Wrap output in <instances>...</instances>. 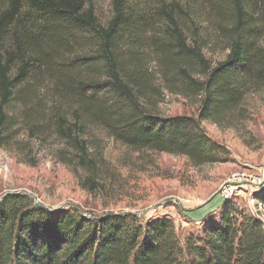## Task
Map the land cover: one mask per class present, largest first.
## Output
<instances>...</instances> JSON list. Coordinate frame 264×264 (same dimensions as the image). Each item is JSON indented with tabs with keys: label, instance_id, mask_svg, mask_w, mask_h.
Returning <instances> with one entry per match:
<instances>
[{
	"label": "trees",
	"instance_id": "obj_1",
	"mask_svg": "<svg viewBox=\"0 0 264 264\" xmlns=\"http://www.w3.org/2000/svg\"><path fill=\"white\" fill-rule=\"evenodd\" d=\"M108 1L111 17L101 24L92 0H0V148L22 131L28 141L53 137L59 162L93 174L95 126L133 150L184 155L195 166L223 161L222 145L202 123L243 122L246 96L263 89L264 0L170 1L156 9ZM199 9L208 36L194 23ZM214 40L226 55L212 66L204 56ZM80 48L90 51L75 53ZM146 49L160 79L194 98L196 115L165 116L142 102L151 76ZM257 200L264 203V192ZM92 216L5 194L0 264H264V223L227 205L182 243L166 217Z\"/></svg>",
	"mask_w": 264,
	"mask_h": 264
},
{
	"label": "rangeland",
	"instance_id": "obj_2",
	"mask_svg": "<svg viewBox=\"0 0 264 264\" xmlns=\"http://www.w3.org/2000/svg\"><path fill=\"white\" fill-rule=\"evenodd\" d=\"M137 1L147 8L168 5L170 1H177L181 7L188 3V0ZM92 4L98 21L105 24L111 17L109 1L92 0ZM194 6L198 7L196 3ZM200 11L197 10L194 23L202 27L199 34L208 36L210 21L201 18ZM159 36L162 37L154 34ZM214 42L204 56L212 66L226 55L222 43ZM89 51L80 48L75 53ZM143 53L144 69L151 75L142 95L147 108L165 116L196 115L194 98L181 95L178 84L170 86L163 82L159 63L149 49ZM185 68L194 71L190 66ZM244 106L247 118L243 122L229 127L210 121L202 123L207 135L222 145L224 152L223 161L198 166L184 155L130 149L93 126L92 137H97V141L90 143L89 148L90 158L95 160L92 174L59 162L52 154L60 147L55 138L46 142L28 141L22 131L8 147L0 148V199L8 193H24L48 210H73L90 218L124 212H132L143 221L166 217L173 223L181 243L185 236H198L202 222L218 218L226 205L264 223V203L257 200L264 185L250 183L264 169V87L260 92L248 94ZM24 141L28 145L23 149ZM252 199L261 205L254 204Z\"/></svg>",
	"mask_w": 264,
	"mask_h": 264
},
{
	"label": "built area",
	"instance_id": "obj_3",
	"mask_svg": "<svg viewBox=\"0 0 264 264\" xmlns=\"http://www.w3.org/2000/svg\"><path fill=\"white\" fill-rule=\"evenodd\" d=\"M252 185H264V169L262 170L261 174L257 175L255 179H251V182H250ZM252 201L254 202V204H258L259 206L261 205V203H255L256 201L254 199H252Z\"/></svg>",
	"mask_w": 264,
	"mask_h": 264
},
{
	"label": "water",
	"instance_id": "obj_4",
	"mask_svg": "<svg viewBox=\"0 0 264 264\" xmlns=\"http://www.w3.org/2000/svg\"><path fill=\"white\" fill-rule=\"evenodd\" d=\"M36 206H39V207H44L43 205L39 204V203H35ZM124 213H132V212H124Z\"/></svg>",
	"mask_w": 264,
	"mask_h": 264
}]
</instances>
